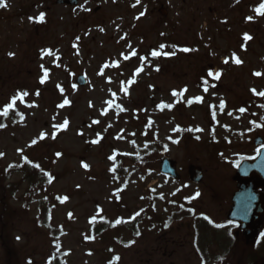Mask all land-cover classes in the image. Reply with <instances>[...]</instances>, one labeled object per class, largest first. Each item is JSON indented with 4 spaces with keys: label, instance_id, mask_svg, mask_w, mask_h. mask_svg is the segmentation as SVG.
I'll list each match as a JSON object with an SVG mask.
<instances>
[{
    "label": "rangeland",
    "instance_id": "374dc122",
    "mask_svg": "<svg viewBox=\"0 0 264 264\" xmlns=\"http://www.w3.org/2000/svg\"><path fill=\"white\" fill-rule=\"evenodd\" d=\"M5 3L0 109L15 104L0 121V171L36 163L45 179L42 190L21 175L11 180L6 223L22 264H107L115 256L122 260L114 264H199L186 222L149 231L143 221L141 238L124 234L118 246L117 229L95 236L92 225L102 218L121 225L117 215H137L148 199L161 221L175 192L197 198V212L215 223L226 220L235 163L264 138V15L255 11L264 0ZM163 34L176 50L154 57ZM243 34L252 39L244 46ZM163 156L176 160L181 182L160 175ZM189 165L204 171L198 186ZM47 204L54 211L44 227ZM5 259L0 238V264Z\"/></svg>",
    "mask_w": 264,
    "mask_h": 264
},
{
    "label": "water",
    "instance_id": "95a60500",
    "mask_svg": "<svg viewBox=\"0 0 264 264\" xmlns=\"http://www.w3.org/2000/svg\"><path fill=\"white\" fill-rule=\"evenodd\" d=\"M79 0H68L64 3L77 5ZM83 78L78 82L84 85ZM175 162L163 159L161 161L162 173L170 174L179 179L174 168ZM190 178L200 182L203 174L200 168L190 167ZM235 180L238 182V192L233 197L234 206L230 218L241 222V229L247 238H255L264 222V193H258L257 188L264 187V149L252 161L244 162L238 170ZM244 217V218H243ZM243 218V219H242ZM241 219V220H239Z\"/></svg>",
    "mask_w": 264,
    "mask_h": 264
},
{
    "label": "trees",
    "instance_id": "16d2710c",
    "mask_svg": "<svg viewBox=\"0 0 264 264\" xmlns=\"http://www.w3.org/2000/svg\"><path fill=\"white\" fill-rule=\"evenodd\" d=\"M13 170V173L23 174L25 179H29L31 181V184L33 183V186H36L38 184L37 187H40L43 185V179H39L41 180L39 181V183L35 182L34 175L36 177V173L33 172V166L23 165L20 167H16ZM12 175L13 174L11 172H8L6 175L4 173H0V238L3 250L6 255V264H20V258L13 243L12 230H10L9 224L6 223V214L8 212L7 208L9 206L7 196L13 195L14 190L13 186L11 185L4 186V182L8 180V178ZM43 212H45L44 209ZM227 250H229V248H226L225 251ZM229 254L234 258L237 264H260L264 261V258L260 256H255L253 258V253H251L250 257H252V259L247 262L249 257V251L245 250L243 246H239L236 247V249L229 250Z\"/></svg>",
    "mask_w": 264,
    "mask_h": 264
},
{
    "label": "snow or ice",
    "instance_id": "6c2138e0",
    "mask_svg": "<svg viewBox=\"0 0 264 264\" xmlns=\"http://www.w3.org/2000/svg\"><path fill=\"white\" fill-rule=\"evenodd\" d=\"M5 7H7V4L5 3V0H0V8H5ZM255 11H256L257 14H259V15H264V3H261L260 6H259ZM43 18H44V14H41L40 17H39V20H40V21H43ZM248 19H252V18L249 17ZM244 39H245V40H248V39H251V37L245 35ZM161 47H164V46L162 45ZM182 51H184V52H188V51H191V50L185 48V49H182ZM133 54H135V53H133ZM152 55H153L154 57H158V56L161 55V53H160V52H153ZM164 55H166V56H170V55H173V53H164ZM226 62H227V61H226ZM236 63H241V61H239V60L237 59V60H236ZM157 70H158V69H157ZM209 75L211 76V75H213V74H212L211 72H209ZM256 75L259 76L260 73H256ZM45 77H47V72H45ZM216 78H219V74H216ZM43 82H44V80H41V83H43ZM253 91H255V90H253ZM22 95H27V93H23ZM173 95H177V93L174 92ZM259 95L264 96V93H259ZM68 103H69L68 100H64L63 104L60 105V106L63 107L65 104H68ZM14 104H15V98H13L12 104L9 105L8 107H6V108L4 109V112H3V113H0V114H2V115H7V114H8V108L12 107ZM159 107H160V108H164V107H166V105L161 104V105H159ZM168 107H170V106H168ZM223 107H224V104H223V102H222V103H221V108H223ZM240 111H245V110H244V109H241ZM66 124H67V121H65V125H66ZM258 126H259V125H258ZM189 131H191V129H189ZM197 131H202V129H197ZM33 143H35V141H34ZM92 143H97V141H92ZM0 155H2V154H0ZM37 167H38V165H37ZM84 167L87 168L88 166L85 164ZM63 199L66 200L67 197H64ZM218 227H222V225H218Z\"/></svg>",
    "mask_w": 264,
    "mask_h": 264
}]
</instances>
